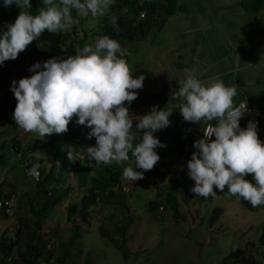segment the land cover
Masks as SVG:
<instances>
[{"label":"rangeland","instance_id":"obj_1","mask_svg":"<svg viewBox=\"0 0 264 264\" xmlns=\"http://www.w3.org/2000/svg\"><path fill=\"white\" fill-rule=\"evenodd\" d=\"M241 1L175 0L174 14L166 17L160 27L157 20L152 21L144 40L121 42L122 48L127 52L125 58L133 76L140 75L142 71L145 76L143 88L137 91L159 92L163 95L164 86L157 89L154 87L156 83L163 82L165 86L173 84L178 88L176 80L183 78V70L196 67L197 74L203 81H207L208 77L219 76L225 85L235 84L237 95L233 98L234 104L239 100L243 101L242 96L264 95V9L259 15H243ZM95 22L97 21L91 23L89 28L93 32L98 27ZM246 24L252 25V29L262 30V33L258 34L254 29L250 42L243 35V27ZM88 25L84 22L85 27L71 37L79 39L82 34H87ZM66 32L62 31L60 39L57 33L48 31L34 41L48 53L55 52L57 48L64 50L69 47L68 40L64 39ZM2 94L0 91V99ZM168 98L169 103L170 96ZM168 103L166 107L173 106L171 102ZM169 119L174 120L175 126L186 125L179 108L173 109ZM172 123L173 121H170L171 128L174 127ZM10 128L0 121V170L4 190L7 194L16 195L15 222L18 217L24 218L25 215L28 219L29 202L33 201L32 197L37 193V185L30 177H25L15 169L19 168L21 160L12 151V147H19L26 157L36 158L48 171L57 151L65 150L63 146L66 145V138L65 133L46 135L43 138L34 132H26L19 126L16 132L9 131ZM132 143L135 146L139 143V138L134 139ZM75 159L78 160L72 161L71 168L76 167L78 173L67 171L55 176L56 185H53L51 195L58 199L48 207L42 226L48 235L45 237L47 243L52 247L56 243L57 248L59 243L70 240L71 230L76 225L80 227V239L74 241L70 250L72 254L79 253V256L73 258L70 264H85L86 260L90 264H220L230 253L244 250L248 243L258 238L260 230L257 228L264 220V212H247L233 199L234 196L227 193V189L221 192L215 187L217 195L206 198L203 202L202 197L190 191L194 181L188 175L181 178L182 188L177 196L179 212L185 222L176 221L172 210L166 206L151 214L147 211V204L156 199V195L164 203L165 188L170 181L168 177L150 178L149 172L153 173V168L152 171H144L141 179L135 182L129 180L128 186L132 191L130 189V192H126L127 187L121 191L125 194L122 195L126 203L124 209L118 207V200L102 196V205L106 201L107 207L98 209L99 205L92 209L90 217L93 219L87 225L80 221L78 216L81 200L79 193L88 187L90 180L88 171H83L88 169L89 164L78 157ZM4 165L6 169H3ZM75 176L79 178L78 186L76 185L74 188L77 190L72 189V192L78 191L79 202L67 189L72 188ZM245 179L251 181L252 177ZM14 189L15 192H11ZM113 191H116V187ZM187 191L189 201L186 204L183 198ZM33 203L35 204L34 201ZM61 205L64 208L62 210ZM215 208H220L223 213L218 221L208 226V219ZM109 214H112V217L109 218ZM129 220L131 223L122 238L119 233H115V225L119 226ZM10 223L11 221L1 213L0 230ZM99 230L109 234L115 233L110 235L121 243V251L107 238L102 237ZM14 257L16 258V254ZM46 261L47 255L40 260L41 264ZM259 264H264V260L260 259Z\"/></svg>","mask_w":264,"mask_h":264},{"label":"clouds","instance_id":"obj_2","mask_svg":"<svg viewBox=\"0 0 264 264\" xmlns=\"http://www.w3.org/2000/svg\"><path fill=\"white\" fill-rule=\"evenodd\" d=\"M40 2L43 6L33 14L31 0H0L4 7L15 5L19 9L14 21L0 30V65L16 59L44 30L60 33L77 24L73 10L81 17L103 16L114 0ZM144 16L142 13L139 18L142 20ZM126 55L117 39L103 35L93 44H85L75 55L52 57L43 64L33 63L29 68L32 75L11 83L10 90L17 101L12 119L24 131L44 138L67 132L68 124L75 116L74 122L87 129L86 137L94 138L95 144L80 148L64 145L66 159L76 161L78 159L74 157H78L88 163L119 164L129 161L131 152L132 164L123 168L122 177L135 182L159 161L156 149L166 147V144L155 133L170 125L169 116L173 109L179 108L185 122L207 125L203 136L193 142L196 151L186 162L187 175L194 181L190 191L204 198L215 197L214 187L223 192L227 186V193L253 207L264 204V141L258 138L256 122L250 120L245 127L240 126L239 120L247 112L248 103L234 105L236 85H225L219 76L203 81L196 67L185 68L183 78L176 80L178 88L163 85V95L151 93L160 95L166 105L170 96L169 103L173 106L153 105L133 111L132 117L136 118L134 132L129 105L138 97L137 90L143 88L145 76L143 71L133 76ZM137 135L139 143L134 146L132 142ZM12 151L22 161L24 154L20 148L14 145ZM6 168L4 165L3 169ZM19 168L35 183L40 178V171H47L32 156L21 162ZM248 174H252L251 181L245 179ZM2 183L0 170V185ZM125 188L123 186L122 190ZM50 190L52 193L53 186ZM9 198H13L14 203L6 213L13 217L16 195ZM5 199L7 196L0 201ZM99 205L101 208L102 201L96 199V206ZM50 246H47L48 250Z\"/></svg>","mask_w":264,"mask_h":264},{"label":"trees","instance_id":"obj_3","mask_svg":"<svg viewBox=\"0 0 264 264\" xmlns=\"http://www.w3.org/2000/svg\"><path fill=\"white\" fill-rule=\"evenodd\" d=\"M174 2L175 0H114V3L110 5L109 11L105 15L97 17H92L90 14L86 17H81L73 10L72 15L78 20V23L70 29L63 30L67 31L64 39L68 40V48L64 50L57 48L55 52L48 53L33 41L24 51L18 54L16 59L6 60L3 65H0V91L3 92L0 99V121L5 122L6 125L11 127L9 131H17L18 125H16L15 121L12 119L17 101L10 90V86L13 80L18 81L20 78L32 75L33 73L29 71V68L33 63L39 61L43 64L44 61L52 57L65 58L66 56L75 55L85 44H93L98 37L103 35H108L111 38L117 39L120 43L142 41L147 37L150 28L149 24L152 21L154 22L157 20L160 27L162 22L166 20V17H170L174 14ZM31 4V11L33 14L43 6L40 0H31ZM240 4L243 15H259L261 10L264 9L263 0H242ZM18 12L19 9L15 5L4 7L2 3H0V30H3L7 23L13 22ZM142 13H144L145 16L144 19L141 20L139 16ZM113 17H115V24H113ZM151 18L153 19L151 20ZM94 21H97L95 23L98 25L95 32L89 29L92 26L91 22ZM84 22H86L87 25L90 24L86 26L88 33L82 34L79 39H73L71 36L85 27ZM251 27L253 26L248 24L243 27V35L247 38L248 42H250L251 38L254 36L255 28L252 29ZM46 32H48V30H44L42 34L45 35ZM255 32L260 34L262 30L255 29ZM61 33L62 31L57 33L60 39ZM242 97L246 103L250 106H256L259 113L264 115V95H248L247 97ZM244 100L238 102L236 105L245 102ZM153 105L162 108L166 105V101L158 94H142L138 92V97L129 105V115L132 117L133 111L147 107L151 108ZM75 119L74 116L72 121L68 124V131L65 132L66 145L70 144L73 147L94 145L95 139L87 138V129L82 125H77L74 122ZM132 119L133 131L135 132L136 118L132 117ZM169 120L173 121L172 125L174 127L169 129V125L168 129L164 128L155 133L160 141L166 144V147L156 149L160 159L153 167L154 172H149V177H159L160 179L168 177L170 181L168 182L169 185L165 188L166 196H164V203L161 201L160 197L156 195V199L151 200L147 204V211L151 214H155L159 212V208L166 206L172 210L173 217L176 221H182L184 223L185 218L180 215V205L177 196L180 193V188H182L180 184L181 178L187 176L186 162L191 158V154L194 151L193 142L199 139L200 136L198 137L194 135L195 133L191 134L188 132L189 128H196L197 130L196 123L186 122V125L181 126L179 124V126H175L174 120ZM248 121H250L249 118H241L239 124L243 128ZM206 126V124L203 125L202 131ZM257 131L258 138L264 141L263 122H260ZM137 137L139 138L138 135ZM129 154V161L119 164H114L113 162L108 165L88 163V169L83 172L88 171L87 173L90 180L87 184L88 187H85L83 192H81L80 211L78 216L80 221L88 225L90 220L93 219V217H90L89 210L96 206V199L101 200L102 196H106L108 199L112 198L118 200L116 204L121 210L126 207L124 197L122 196L125 194L121 191L123 186L127 187V192H130V189L132 191V188L128 186V182L130 181L122 177V172L124 167L132 164L131 152H129ZM26 158L24 154L21 162H24ZM1 159L2 157L0 156V164L2 163ZM73 162L66 159V150L57 151L48 171H40V178L36 181L37 193L32 198L34 202H37V198L42 202L35 206L33 201L31 202L30 200L28 211L30 217L28 216V219L27 215H23L24 218L18 217L17 220L13 222L14 216L17 215L16 211H14L13 217H11V214L6 213L4 207L0 210V214L2 213L3 216H6L11 221L7 227H2L3 229L0 230V264H41L40 260L45 255H47L45 264H70L73 258H78L79 253L72 254L70 250L73 248L74 241L80 238L79 226L76 225L75 228L71 230L72 236L68 242L59 243L58 248L54 244V247L50 246L49 250L47 246L50 244L45 240L47 234L42 228L48 207H51L58 199L48 197V195L52 196L50 187L54 184L56 185L55 176L60 172L67 171L78 173L79 171H77L76 167L75 169L71 168ZM132 166L134 167V165ZM15 169L24 174L22 169ZM153 169H151V171ZM89 171H91L90 174ZM137 171L142 170L137 169ZM178 171L181 173L179 174ZM24 176L26 177V175ZM248 177L251 178L252 174H248L245 178ZM78 180L79 178L77 176L73 177L72 188H67L69 194H72V189L77 190L74 187L76 185L78 186ZM1 187L2 185H0V200L3 197L7 196L8 199L10 196L15 195L14 193L7 194V191L2 190L3 188ZM115 187L116 191H113ZM225 189H227V186ZM11 192H15V189L11 190ZM188 192L189 191H187L183 198L186 204L187 201H189ZM207 198H211V196ZM233 199H235L247 212L254 214L264 212V204L253 207L247 201L238 199L236 196H234ZM201 200L204 202L206 198L202 197ZM105 205H107L106 201L103 203L102 207ZM62 209L64 208L60 207V210ZM222 213L223 211L220 208H215L208 219L207 225L212 226L215 221L220 219ZM71 217L73 218L72 215ZM108 217H112V214H109ZM130 223L131 221L129 220L119 226L115 225V233H119V235L124 238V234ZM257 229H259L260 232L256 240L248 243L244 250H237L230 253L220 264H259L260 259L264 260V220ZM99 233L121 251V243L119 241L117 242L114 240L111 235L104 230H100ZM49 253L52 254L50 255ZM14 254H16V258ZM8 259L10 260L8 261ZM85 264H90V262L86 260Z\"/></svg>","mask_w":264,"mask_h":264},{"label":"built area","instance_id":"obj_4","mask_svg":"<svg viewBox=\"0 0 264 264\" xmlns=\"http://www.w3.org/2000/svg\"><path fill=\"white\" fill-rule=\"evenodd\" d=\"M246 106H247V112L242 118H249L251 121L256 122L257 127L260 125V122L264 123V115L259 113L256 106H249L248 104H246ZM202 136H203V131L200 138ZM194 151H196V149H194ZM13 203H14L13 198L5 199L3 201H0V208L4 207L6 209V212H9L13 206Z\"/></svg>","mask_w":264,"mask_h":264},{"label":"crops","instance_id":"obj_5","mask_svg":"<svg viewBox=\"0 0 264 264\" xmlns=\"http://www.w3.org/2000/svg\"><path fill=\"white\" fill-rule=\"evenodd\" d=\"M211 77H208V79H210ZM163 83V82H162ZM162 83H160V84H156L155 85V88L156 87H160V86H163L164 84H162ZM170 86H176V85H170ZM164 92H166V88H165V90H164ZM245 101V100H244ZM238 102H241V100H239ZM237 102V103H238ZM236 103V104H237ZM236 104H234V105H236ZM203 125H204V123H202V124H197V130H196V128L194 129V128H189V130H188V132L189 133H191V134H194V135H196V136H200V134H201V132H202V128H203ZM169 127V126H168ZM168 127H166L167 129H168ZM171 128V126L169 127V129ZM185 128V127H184ZM199 128H200V132H199ZM186 129V128H185ZM71 196L72 197H75L76 199H77V201L79 202V200H78V191H75L74 192V190H73V192H72V194H71ZM79 196H80V193H79ZM79 204H80V202H79ZM61 207H62V205H61Z\"/></svg>","mask_w":264,"mask_h":264}]
</instances>
